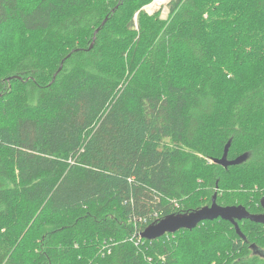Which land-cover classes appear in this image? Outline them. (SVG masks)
<instances>
[{"label":"trees","instance_id":"16d2710c","mask_svg":"<svg viewBox=\"0 0 264 264\" xmlns=\"http://www.w3.org/2000/svg\"><path fill=\"white\" fill-rule=\"evenodd\" d=\"M150 1L0 0V264H264L248 219L141 235L216 192L263 213L264 0Z\"/></svg>","mask_w":264,"mask_h":264},{"label":"water","instance_id":"95a60500","mask_svg":"<svg viewBox=\"0 0 264 264\" xmlns=\"http://www.w3.org/2000/svg\"><path fill=\"white\" fill-rule=\"evenodd\" d=\"M98 31L99 29L95 31V34ZM231 144L232 140H229L224 147L222 157L216 158L215 163L228 167L247 160L248 153H244L235 159H229L228 154ZM217 195V192L213 195L210 205H204L190 213H172L159 221L149 224L142 232V237L147 240H156L165 234L175 233L182 229L193 230L204 221H213L219 218L230 221L235 226L237 232L243 236L240 232L238 221L248 219L254 222L264 223V213L253 214L243 205H221L217 202ZM262 204L264 206V198L262 199Z\"/></svg>","mask_w":264,"mask_h":264},{"label":"rangeland","instance_id":"374dc122","mask_svg":"<svg viewBox=\"0 0 264 264\" xmlns=\"http://www.w3.org/2000/svg\"><path fill=\"white\" fill-rule=\"evenodd\" d=\"M26 2H28L29 4H31L30 2H29V0H25ZM33 1H36V0H33ZM156 0H151L149 3H147L144 7H143V9L146 11V13L147 14H150V15H155V14H158V17L160 18V19H162V20H168L169 19V17H170V3L172 2V0H170V1H168V2H166L165 4L163 3V4H159V3H156L155 2ZM236 0H229V2H235ZM33 4V3H32ZM137 15V14H136ZM136 15H135V17H134V20H135V28L136 29H138V21H137V17H136ZM234 18V17H233ZM229 19H231L230 21H229V26H235L236 25V22L233 20V22H232V18H229ZM257 21V20H256ZM255 21V22H256ZM9 23H12L13 25L12 26H14V27H17L18 25H15L16 24V22L14 21V20H11ZM220 26H218V28L220 29H222L221 31H220V33L219 34H217L216 36H214V38H215V41L217 42V41H219V43H223L224 42V44L225 45H229L230 44V42L228 41V40H226L225 39V36L223 35L224 33H226L227 32V30H224V28H223V24H219ZM255 25H257V26H259L260 28H263L264 29V23H261V24H255ZM255 25H251V26H253V27H255ZM8 27H10V25H8ZM257 28V27H256ZM224 30V31H223ZM248 30V27H246V28H244V29H241L240 27H238L237 29H235L234 31L237 33V35H239V41H241V38H243L244 37V33H246V31ZM6 31L8 32L9 31V29H6ZM5 36H8V34L6 35V34H4L3 36H2V38L3 37H5ZM5 38H7V37H5ZM214 40V39H213ZM2 53H3V55L4 56H2V59H5L4 61H2L1 63H0V66H3V64H4V62H7L8 61V59H10L11 57H12V52H11V50H9V49H7V48H4L2 51H1ZM246 55H247V53H246ZM261 59H262V56H260V55H258V54H254L251 58H247L246 56H245V63H246V65H245V67H243V69L239 72V74H244V73H246L247 71H249L250 69H251V67L253 66V65H259V63H260V61H261ZM261 66H263V65H261ZM182 74V73H181ZM200 200L202 199V197H200L199 198ZM175 234V233H174ZM168 235V234H167ZM170 238H175V235H168ZM144 245H146L143 241H141L140 243H139V247L140 248H142V246H144ZM150 246V245H149ZM183 248H184V252L183 251H181L182 252V254H184V256H183V258H182V260L184 261V262H186L187 263V259H188V261H189V263L191 262V260L193 259V258H189V255L191 254V252H193L192 253V255H193V257H196V253H195V251H193L192 249H188V250H185V245L183 244ZM221 256V253L219 252L218 254H217V257H216V259H215V253L213 252V253H210L206 258H202L201 257V261H200V263L201 264H208L209 262H211L210 264H216L217 262H218V259H219V257ZM203 259V260H202ZM149 261H150V263H152L153 262V260L151 259V257H149ZM189 263H187V264H189Z\"/></svg>","mask_w":264,"mask_h":264},{"label":"bare ground","instance_id":"6f19581e","mask_svg":"<svg viewBox=\"0 0 264 264\" xmlns=\"http://www.w3.org/2000/svg\"><path fill=\"white\" fill-rule=\"evenodd\" d=\"M168 1H170V0H156L155 2L156 3H159V4H165L166 2H168ZM237 158V157H236ZM263 205V204H262ZM263 208H264V206H263ZM264 213V212H263ZM254 214V213H253ZM262 214V213H261Z\"/></svg>","mask_w":264,"mask_h":264},{"label":"flooded vegetation","instance_id":"af4514ba","mask_svg":"<svg viewBox=\"0 0 264 264\" xmlns=\"http://www.w3.org/2000/svg\"><path fill=\"white\" fill-rule=\"evenodd\" d=\"M264 212V211H263Z\"/></svg>","mask_w":264,"mask_h":264}]
</instances>
